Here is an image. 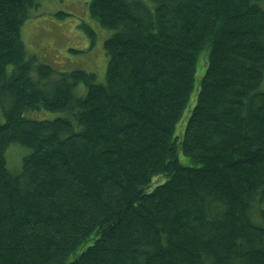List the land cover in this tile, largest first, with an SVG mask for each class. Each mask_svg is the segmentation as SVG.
Listing matches in <instances>:
<instances>
[{"label": "trees", "instance_id": "1", "mask_svg": "<svg viewBox=\"0 0 264 264\" xmlns=\"http://www.w3.org/2000/svg\"><path fill=\"white\" fill-rule=\"evenodd\" d=\"M38 5L0 0V264H264V0H89L104 81L28 54Z\"/></svg>", "mask_w": 264, "mask_h": 264}, {"label": "rangeland", "instance_id": "2", "mask_svg": "<svg viewBox=\"0 0 264 264\" xmlns=\"http://www.w3.org/2000/svg\"><path fill=\"white\" fill-rule=\"evenodd\" d=\"M88 1L39 0L38 7L32 9L30 15L23 22L20 35L28 54L35 55L39 60L38 62L48 63L58 71L78 68L92 71L96 75V81H104L108 56L102 44L103 40L109 37L113 30L100 26L95 19L90 17ZM58 11H64L67 14L60 18L56 15ZM82 21L87 22L96 33L93 44L86 31L80 27ZM71 48L81 51H73ZM204 69L205 64H200L198 61L196 77H199ZM74 89L75 94L78 95L80 92H84L86 87L84 84L78 83ZM259 89L264 91V79ZM192 103L193 98L186 107L182 120L177 123V131H181L185 124ZM24 115L34 119H52L57 116H64L66 113L62 110L36 109L25 111ZM0 119H3L1 105ZM26 152L27 148L12 143L6 150L5 158L8 168L13 171L19 170L21 157ZM179 157L186 159L182 153H179ZM153 184L150 185L149 189L153 187ZM90 242L91 240L88 241V243ZM70 257H73V254Z\"/></svg>", "mask_w": 264, "mask_h": 264}]
</instances>
